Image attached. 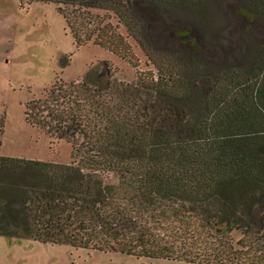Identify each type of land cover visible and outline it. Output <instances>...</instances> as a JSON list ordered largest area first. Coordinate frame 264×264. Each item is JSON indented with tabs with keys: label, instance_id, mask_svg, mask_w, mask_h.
Returning <instances> with one entry per match:
<instances>
[{
	"label": "trees",
	"instance_id": "obj_1",
	"mask_svg": "<svg viewBox=\"0 0 264 264\" xmlns=\"http://www.w3.org/2000/svg\"><path fill=\"white\" fill-rule=\"evenodd\" d=\"M32 1L56 4L78 47L128 58L132 38L159 74L125 83L91 66L27 102L26 122L71 144L72 161L4 155L0 140V235L138 259L264 264V58L214 72L184 27L176 35L189 50L154 58L153 21L166 23L172 8L200 14L202 0H21ZM244 3L264 21V0ZM94 9L116 23L94 26Z\"/></svg>",
	"mask_w": 264,
	"mask_h": 264
},
{
	"label": "rangeland",
	"instance_id": "obj_2",
	"mask_svg": "<svg viewBox=\"0 0 264 264\" xmlns=\"http://www.w3.org/2000/svg\"><path fill=\"white\" fill-rule=\"evenodd\" d=\"M202 1L207 7L200 14L172 8L169 17L165 15L166 23L153 21L150 54L157 58V53L162 54L165 50L186 53L189 44L180 43L176 35L180 27H184L188 38L195 41L196 53L205 68L216 72L241 65H257L259 58H264V21L251 8L252 12L244 7L247 6L244 3L246 0ZM239 12L246 14L241 16ZM90 15L94 26L105 17L108 22L111 20L116 23L117 20L107 10L94 9ZM75 17L85 29H89L85 22ZM120 31L127 35L125 28H120ZM128 40L132 43L128 58H122L93 43L78 47L55 3L0 0V129L4 125V134L0 139L2 153L45 161L71 162V144L51 138L45 130L27 123L25 106L32 98L48 99L53 85L59 80L67 83L80 81L91 66H100L101 71L107 70L109 66L113 79L125 83H137L140 78L150 76V72L156 77L159 73L154 61L146 56L132 38ZM0 264L198 263L138 259L121 253L76 250L67 244L0 235Z\"/></svg>",
	"mask_w": 264,
	"mask_h": 264
},
{
	"label": "crops",
	"instance_id": "obj_3",
	"mask_svg": "<svg viewBox=\"0 0 264 264\" xmlns=\"http://www.w3.org/2000/svg\"><path fill=\"white\" fill-rule=\"evenodd\" d=\"M3 154V153H2Z\"/></svg>",
	"mask_w": 264,
	"mask_h": 264
}]
</instances>
